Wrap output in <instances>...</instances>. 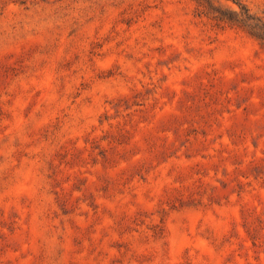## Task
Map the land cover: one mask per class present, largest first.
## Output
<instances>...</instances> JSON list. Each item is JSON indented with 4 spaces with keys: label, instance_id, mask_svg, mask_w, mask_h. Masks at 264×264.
Instances as JSON below:
<instances>
[{
    "label": "rangeland",
    "instance_id": "obj_1",
    "mask_svg": "<svg viewBox=\"0 0 264 264\" xmlns=\"http://www.w3.org/2000/svg\"><path fill=\"white\" fill-rule=\"evenodd\" d=\"M0 264H264V0H0Z\"/></svg>",
    "mask_w": 264,
    "mask_h": 264
}]
</instances>
